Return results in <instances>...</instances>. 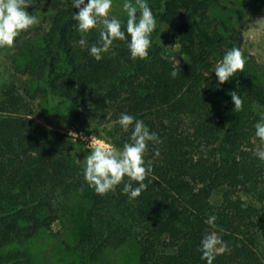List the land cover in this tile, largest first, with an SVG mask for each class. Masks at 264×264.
I'll return each mask as SVG.
<instances>
[{
	"label": "trees",
	"instance_id": "1",
	"mask_svg": "<svg viewBox=\"0 0 264 264\" xmlns=\"http://www.w3.org/2000/svg\"><path fill=\"white\" fill-rule=\"evenodd\" d=\"M208 1L148 0L156 18L148 57L131 59L117 40L96 61L88 47L98 28L78 32L68 0H31L27 11L39 23L15 39L0 82V264H33L29 242L51 228L73 194L88 203L71 247L81 259L75 264H98L128 241L139 264H206L197 248L208 229L229 249L213 264H264V162L254 136L264 65L243 49L240 28L210 15ZM160 25L173 31L174 59L157 41ZM232 47L247 58L244 70L218 86L211 72ZM233 91L243 100L238 112ZM121 113L143 120L160 140L148 144L152 172L135 199L123 182L105 195L90 188L73 155L79 142L69 135L99 123L121 148L129 136L113 124Z\"/></svg>",
	"mask_w": 264,
	"mask_h": 264
},
{
	"label": "clouds",
	"instance_id": "2",
	"mask_svg": "<svg viewBox=\"0 0 264 264\" xmlns=\"http://www.w3.org/2000/svg\"><path fill=\"white\" fill-rule=\"evenodd\" d=\"M68 2L73 9L78 10L71 16L76 22L75 28L78 32L88 33L99 29V40L88 47L89 55L96 61L103 59L104 54L109 52L117 40L125 42L131 59L144 60L148 57L152 46V33L156 28V18L148 0H123L121 11L126 16V25H122L120 19L110 16L113 0ZM30 5H33L31 0H0V48H12L22 31H27L39 23L37 16L27 11ZM79 43L81 47L87 45L84 39ZM246 59L238 47L226 50L211 72L215 73L216 84L222 85L231 80L237 72H243ZM178 68L179 63L173 65L170 72L172 78L177 77ZM230 96L234 104L233 111H241L243 100L237 91L231 92ZM113 124H118L124 133L129 134L128 140L121 148L107 143L106 140H89L90 154L83 159V177L98 195L114 191L123 182V193L127 194L129 199H135L146 189L144 181L152 172L151 163L145 161L148 144L160 143V140L158 134L150 131L143 120L128 113H121ZM254 129V136L259 140L255 155L258 160L264 162V116L254 124ZM156 155H159L158 151ZM132 182L137 186L133 187ZM215 220V216H210L206 223L212 225ZM228 250L227 244L215 232L204 235L197 248L201 253V260L206 261V264H213L218 253Z\"/></svg>",
	"mask_w": 264,
	"mask_h": 264
},
{
	"label": "rangeland",
	"instance_id": "3",
	"mask_svg": "<svg viewBox=\"0 0 264 264\" xmlns=\"http://www.w3.org/2000/svg\"><path fill=\"white\" fill-rule=\"evenodd\" d=\"M123 0H113L111 17L121 21L126 19L122 13ZM210 15L226 21L230 25L240 28L243 32V49L252 54L259 64L264 65V0H209ZM39 19L40 16L36 15ZM173 31L165 25L159 26L157 41L162 48V53L169 59L177 56L176 45L171 44L170 38ZM11 48H0V82L6 77L5 67ZM264 112L260 111V119ZM93 135L96 139L106 140L113 145L107 136V129L103 124L89 123L78 130ZM78 131H70L78 132ZM75 142L73 155L83 161L90 154V147L79 138H72ZM220 193L212 196L214 204L218 203ZM246 201L248 199L244 197ZM86 201V200H85ZM78 195H70L62 209L59 218L48 231L39 233L29 242L33 254V264H75L81 261L80 255L72 250L76 235L83 229L82 218L88 203ZM211 232L208 229L205 232ZM97 264V263H96ZM98 264H139L138 253L132 241H128L119 249L108 251L103 255Z\"/></svg>",
	"mask_w": 264,
	"mask_h": 264
},
{
	"label": "built area",
	"instance_id": "4",
	"mask_svg": "<svg viewBox=\"0 0 264 264\" xmlns=\"http://www.w3.org/2000/svg\"><path fill=\"white\" fill-rule=\"evenodd\" d=\"M70 134H71L70 135L71 138H76V137L79 138L81 141H83L86 144L87 147H89V144H88L89 140L96 139L93 135L84 133L82 131L71 132Z\"/></svg>",
	"mask_w": 264,
	"mask_h": 264
}]
</instances>
